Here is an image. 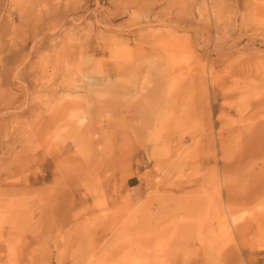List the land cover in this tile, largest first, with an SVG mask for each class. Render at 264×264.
I'll use <instances>...</instances> for the list:
<instances>
[{
    "label": "rangeland",
    "instance_id": "374dc122",
    "mask_svg": "<svg viewBox=\"0 0 264 264\" xmlns=\"http://www.w3.org/2000/svg\"><path fill=\"white\" fill-rule=\"evenodd\" d=\"M195 248L264 264V0H0V264Z\"/></svg>",
    "mask_w": 264,
    "mask_h": 264
},
{
    "label": "bare ground",
    "instance_id": "6f19581e",
    "mask_svg": "<svg viewBox=\"0 0 264 264\" xmlns=\"http://www.w3.org/2000/svg\"><path fill=\"white\" fill-rule=\"evenodd\" d=\"M232 222H233V220H232ZM226 225V224H225ZM231 225H232V223H231ZM226 227H227V225H226ZM227 229V228H226ZM228 231H229V229H227ZM226 230V231H227ZM225 233V232H224ZM228 233H230V232H228ZM231 234V233H230ZM218 238V237H217ZM233 240V239H232ZM231 244V243H230ZM200 246H201V244H200ZM203 248V247H202ZM208 248V247H207ZM226 248V247H225ZM215 249V248H214ZM192 250V249H191ZM195 250H196V248H195ZM220 250V249H219ZM228 250V249H227ZM233 250V249H232ZM210 251H211V249H210ZM222 251V250H221ZM231 251V250H230ZM235 251V250H234ZM202 250H196V251H194V252H192V253H188L187 255H184V257L183 258H179L178 260V262L179 263H177V264H181V263H183L184 264V262L186 261L187 262V264H197V262H199V261H201L202 260V258H203V255H201L202 253ZM207 252V251H206ZM213 252V251H212ZM226 252V251H225ZM237 253V252H236ZM210 253L208 252V255H209ZM222 254V253H221ZM207 255V256H208ZM229 256H230V254H228ZM201 256H202V258H201ZM226 256V255H225ZM231 256H232V254H231ZM224 257V256H223ZM204 260H205V258H203ZM210 261V260H209ZM209 261H206V262H209ZM224 262H225V260H224ZM204 263V262H203ZM212 263V262H211Z\"/></svg>",
    "mask_w": 264,
    "mask_h": 264
}]
</instances>
